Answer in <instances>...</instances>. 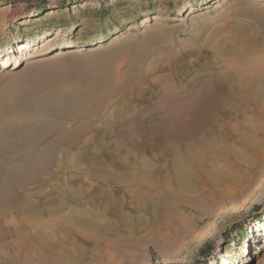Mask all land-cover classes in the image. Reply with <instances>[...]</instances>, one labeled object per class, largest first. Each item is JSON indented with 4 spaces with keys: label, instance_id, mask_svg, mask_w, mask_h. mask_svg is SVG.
I'll use <instances>...</instances> for the list:
<instances>
[{
    "label": "rangeland",
    "instance_id": "1",
    "mask_svg": "<svg viewBox=\"0 0 264 264\" xmlns=\"http://www.w3.org/2000/svg\"><path fill=\"white\" fill-rule=\"evenodd\" d=\"M30 37L36 45L19 54L17 44ZM250 39L256 54L242 50ZM68 43H75V50L53 58ZM0 46L6 49L0 62L15 58L22 64L0 71V110H5L0 114V150L16 148L10 155L19 161L27 148L44 152L52 144L59 146L52 167L56 174L45 173L48 185H32L30 191L41 190L42 198L54 187L102 188L117 195L114 186L78 167L74 156L88 145L97 157L106 156L116 150L117 141L129 144V134L171 139L201 133L209 111L186 112L187 107L222 100L234 75L242 73L244 58L264 62V0H0ZM42 49L45 54L38 56ZM87 94L104 97L97 118L72 107ZM253 111L264 122L262 104ZM81 123L89 129L82 135L87 138L76 140ZM73 139L76 150L65 143ZM65 155L72 163L62 172ZM236 167L237 188L220 186L216 196L196 209L167 208L172 220L159 227L151 226L155 219L149 213L136 209V198L129 201L136 185L124 177L119 186L127 190L122 215L105 219L118 226L98 239L76 230L60 235L63 248L56 251L72 256L69 264H264V163L255 171L248 160ZM42 218L47 226L56 225L52 218ZM209 223V235L201 236L199 229ZM137 225L132 243L125 231ZM23 249L18 240L11 241L9 254L22 255L17 264H67L48 255L42 261L34 247L28 253Z\"/></svg>",
    "mask_w": 264,
    "mask_h": 264
},
{
    "label": "bare ground",
    "instance_id": "2",
    "mask_svg": "<svg viewBox=\"0 0 264 264\" xmlns=\"http://www.w3.org/2000/svg\"><path fill=\"white\" fill-rule=\"evenodd\" d=\"M186 11L191 12L192 9L188 8ZM35 41L36 38L30 37L19 42L17 52L21 54L26 48L32 49L37 43ZM246 42V44L244 43L246 47L242 50L247 51L248 54H256L257 50L252 45L253 41L250 39ZM74 44L68 43V48L62 49L60 53L54 52L53 58L69 55L75 50ZM3 49L5 48L0 46L1 54L6 50ZM44 54L42 49L37 55L42 56ZM243 62L242 73L234 75L233 85L231 84L225 89L222 100L202 105L200 103L196 105V103L193 107H187L186 112L191 110L194 112L200 107L205 113L209 111L208 125L201 133H191L185 138L171 137V139H157L154 136L142 139L141 136L133 137L134 135L129 134L127 136L129 144L124 145L123 143L122 145L117 141L116 150H112V153H108L106 156L102 154L97 157L91 148L92 146L88 145L83 148L80 155L77 154L78 156L75 155L74 159L72 158L78 167L89 170L93 175L98 176L102 182L109 184L110 187L114 186V192L117 195H112L111 191L109 195L108 191L105 192V189L102 188L96 192L89 189L83 192V190L75 187L74 189L70 187L72 190L67 191V188L63 189L62 186V189L59 188L60 190L54 187L55 189L53 188L50 194L42 198L41 190L37 189L31 192L30 186L45 187L48 183L44 182L43 175L50 172L56 174L52 167L56 160L54 158L55 150L59 146L52 144L44 152L35 151L34 147L27 148L26 146L27 150L23 152L25 154H22L24 155L23 161L20 159L17 161L10 155L16 151V148L12 149V152L4 151L1 148L0 264H17L21 259V254L14 255V253V257L9 254L10 243L13 239L18 240L19 245L27 251L26 253L34 247L40 254L42 261L47 262L48 255L55 262L60 261L69 264L73 257H62L56 251V248H60V251L63 248L60 246L58 238L63 240L68 237L71 231L75 230L94 239L108 236L114 230V226L118 225L109 223L105 220L106 217L109 214L122 213V208L125 206L123 196L127 190L119 188L124 177L128 178L129 176L133 180V183L130 184L136 185L133 194L129 193L128 195L129 201L135 200L134 198L137 199L136 209L143 213H149L155 219V222H151L153 227L170 224L173 214L167 215L168 212H165L167 208H170L171 211H175L181 206L196 209L199 203L208 200L211 195L216 196L220 186L231 190L237 188L239 182L236 176V163L238 161L248 160L251 171H255L264 163V122L259 120L257 114L253 113L257 111L253 110L257 109L259 105L262 104L264 107V65H262L264 62L257 64L250 57L244 58ZM1 64L3 66L0 71H6L7 68L4 69V67L8 64L11 65V68L9 67L11 70H16L22 65L21 60L15 58L13 60L6 58L0 62ZM246 65L248 66L246 67ZM152 82L155 87L159 85L158 81ZM167 90L163 96L167 94ZM89 96L91 97L87 94V96H79L80 98L75 101L73 99L75 103L72 107L76 113L97 118V114H101L99 111L104 97L95 95L96 98H90ZM1 110H3L2 107ZM1 110L0 114L2 113ZM248 113L251 115L249 116ZM4 114L6 113L4 112ZM79 121L81 122V120ZM84 125L81 123L80 130L75 133L74 138L76 140L83 137L84 132L89 131L88 127H84ZM2 128L1 130L4 129ZM83 138L87 137L84 136ZM73 140L65 143H68L69 148L76 150L78 144L76 140ZM99 144L101 145V140ZM28 146H32V144H28ZM122 150L124 155L121 156ZM135 154L136 158L133 157ZM69 160V156L65 155L64 164L61 168L62 172L69 169L72 163ZM105 163L107 164L105 165ZM56 166L58 167V165ZM61 170H57V173ZM123 180L124 183L125 181L127 183L126 179ZM230 201L231 197L225 203ZM10 217L13 218V221L9 220ZM42 217L52 218L56 221V225L47 226V219L44 221ZM159 218L160 221H158ZM140 226L127 228L125 231L132 243L135 242L134 233H137ZM209 230L210 223L199 229L198 232L201 236H207L210 233Z\"/></svg>",
    "mask_w": 264,
    "mask_h": 264
},
{
    "label": "trees",
    "instance_id": "3",
    "mask_svg": "<svg viewBox=\"0 0 264 264\" xmlns=\"http://www.w3.org/2000/svg\"><path fill=\"white\" fill-rule=\"evenodd\" d=\"M42 8H44V7H42ZM242 237H244V235L242 234Z\"/></svg>",
    "mask_w": 264,
    "mask_h": 264
}]
</instances>
